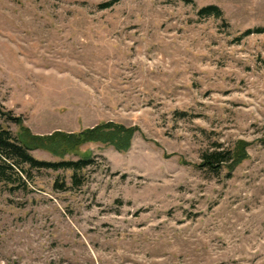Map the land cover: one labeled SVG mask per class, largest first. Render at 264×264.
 I'll use <instances>...</instances> for the list:
<instances>
[{
  "label": "rangeland",
  "instance_id": "1",
  "mask_svg": "<svg viewBox=\"0 0 264 264\" xmlns=\"http://www.w3.org/2000/svg\"><path fill=\"white\" fill-rule=\"evenodd\" d=\"M108 1L0 0L5 112L36 135L138 128L67 154L91 156L77 177L5 168L0 264H264V0ZM240 142L231 173L202 166Z\"/></svg>",
  "mask_w": 264,
  "mask_h": 264
},
{
  "label": "trees",
  "instance_id": "2",
  "mask_svg": "<svg viewBox=\"0 0 264 264\" xmlns=\"http://www.w3.org/2000/svg\"><path fill=\"white\" fill-rule=\"evenodd\" d=\"M117 0H110L103 5L105 7L112 6ZM217 6H206L200 10L201 14L220 13ZM254 30H247V34ZM264 31V28L257 29ZM0 113L8 119L17 123L20 132L14 134L8 128L0 123V175L6 176L5 168L21 167L28 164L33 168L47 169H71L73 176L77 177L78 171L86 169L92 164L91 156L87 153L81 155L77 160L66 159V155L70 153H78L79 148L88 142H101L115 146L120 151H126L132 143L134 133L138 128L126 127L115 122H103L94 128H86L81 132L66 134L62 132H54L51 135H36L23 123L21 116H12L11 113L5 112L0 106ZM43 149L61 158L59 161H43L38 160L31 153L32 150ZM246 157V143L240 142L237 148H232L225 152H214L207 154L202 166H208L211 169H219L226 165L231 173ZM28 172V171H26ZM11 175V174H10ZM1 176V177H2ZM11 177V176H9ZM64 182L61 184L63 186Z\"/></svg>",
  "mask_w": 264,
  "mask_h": 264
}]
</instances>
